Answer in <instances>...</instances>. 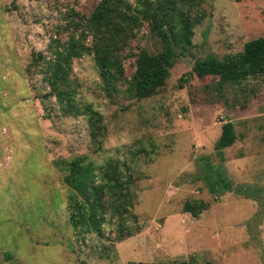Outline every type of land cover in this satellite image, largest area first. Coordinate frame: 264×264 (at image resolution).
I'll list each match as a JSON object with an SVG mask.
<instances>
[{"label":"rangeland","instance_id":"374dc122","mask_svg":"<svg viewBox=\"0 0 264 264\" xmlns=\"http://www.w3.org/2000/svg\"><path fill=\"white\" fill-rule=\"evenodd\" d=\"M99 1L0 0V264H264V77L222 88L193 72L264 37V0H204L200 23L168 27L174 66L141 101L105 84L90 53ZM134 33L125 54L161 51L146 23ZM80 44L57 74L55 51ZM227 122L236 140L219 152ZM79 157L132 168L136 218L72 226L64 177ZM187 201L207 209L192 217Z\"/></svg>","mask_w":264,"mask_h":264},{"label":"trees","instance_id":"16d2710c","mask_svg":"<svg viewBox=\"0 0 264 264\" xmlns=\"http://www.w3.org/2000/svg\"><path fill=\"white\" fill-rule=\"evenodd\" d=\"M203 1L135 0L132 7L123 0H100L88 18L86 28L92 39L90 53L105 84L110 87L124 85L125 92L137 101L155 94L164 85L177 57L167 28L177 20L200 23L205 18L200 6ZM142 23H146L150 32L160 39L162 49L158 53H149L145 49L136 54L129 51V55L133 54L136 60L135 72L127 81L123 78V63L129 56L125 52L135 37L134 31ZM85 49L80 44L70 47L64 53L55 51L57 74L63 62L67 63ZM193 72L198 77L218 78V86L222 88H239L248 79L264 77V37L245 43L242 52L230 55L224 60L209 56L198 61L193 66ZM56 76L52 78L57 79ZM50 86L57 88L54 80L50 81ZM235 140L233 124L227 122L222 127L215 147L220 152L231 147ZM97 146L101 148L100 142ZM67 169L69 173L64 177V183L76 192L68 197L70 220L75 229L83 226L86 219L95 231H99L102 218L107 213L111 219L116 218L119 225L126 223V217L127 221L136 218L132 211L134 201L131 187L134 178L129 171L132 170L131 167L120 161L108 160L104 165L95 168L92 162H86L79 157L68 162ZM126 170L128 174H125ZM221 179L223 180V176ZM224 188L229 190L231 186L225 181ZM211 190L213 193L214 190ZM206 209L207 204L201 201H187L183 206V212L192 217L199 216ZM131 235L132 231H129L125 236Z\"/></svg>","mask_w":264,"mask_h":264}]
</instances>
